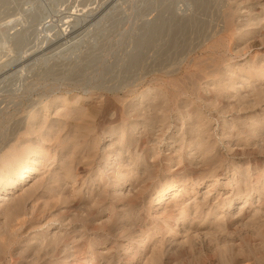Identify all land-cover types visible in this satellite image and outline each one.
<instances>
[{
  "label": "rangeland",
  "instance_id": "374dc122",
  "mask_svg": "<svg viewBox=\"0 0 264 264\" xmlns=\"http://www.w3.org/2000/svg\"><path fill=\"white\" fill-rule=\"evenodd\" d=\"M0 174V264H264V0H0Z\"/></svg>",
  "mask_w": 264,
  "mask_h": 264
},
{
  "label": "bare ground",
  "instance_id": "6f19581e",
  "mask_svg": "<svg viewBox=\"0 0 264 264\" xmlns=\"http://www.w3.org/2000/svg\"><path fill=\"white\" fill-rule=\"evenodd\" d=\"M64 24V23H63ZM68 24V23H67ZM64 27V25H63ZM65 30V29H64ZM61 30V31H64ZM65 34V32H64ZM63 36V35H62ZM18 81V80H17ZM34 118V116H33ZM20 168L18 169V171L15 174V178H13V180H10L11 185L13 186L12 188H16L17 186L21 185L22 183H24L25 181H27L30 177L33 171H35V167H31L30 170H25V165H21L19 166ZM29 169V168H28ZM28 171V172H27ZM10 175V174H9ZM6 175V174H0V185H2L3 183L8 181V178H10L11 176ZM174 189V188H173ZM173 189H169L166 191V193H170L171 190ZM160 197V196H159ZM164 197V195H163ZM163 200V199H162ZM226 238V237H225ZM190 250V249H189ZM257 258V257H256ZM236 260V259H235ZM227 262V261H226ZM263 264V263H262Z\"/></svg>",
  "mask_w": 264,
  "mask_h": 264
}]
</instances>
